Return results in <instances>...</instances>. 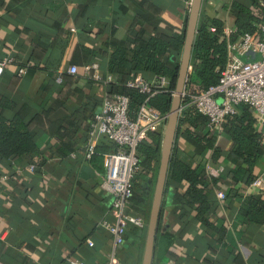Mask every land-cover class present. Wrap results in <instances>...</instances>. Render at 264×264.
Instances as JSON below:
<instances>
[{
	"label": "crops",
	"instance_id": "1",
	"mask_svg": "<svg viewBox=\"0 0 264 264\" xmlns=\"http://www.w3.org/2000/svg\"><path fill=\"white\" fill-rule=\"evenodd\" d=\"M230 2L203 0L200 16L228 20L234 27L224 10ZM190 3L0 0V59L13 58L0 78V98L14 102L23 121L32 124L37 147L27 159L0 161V264H64L67 259L106 264L109 257L116 264L142 263L146 227H128L123 243L115 246L101 226L102 221H112V197L102 187L103 160L96 163L84 158L83 131L100 110L103 97L111 96L112 86L121 84L122 77L107 69L113 47L128 46L136 37L146 40L155 34H181ZM180 57L181 53L173 51L168 60L178 63ZM92 65L94 69L85 70ZM71 66L76 67L75 75L66 73ZM20 68L26 70L18 77ZM59 72L63 73L61 84L55 81ZM93 75L98 80H91ZM260 128L264 131V124L257 125ZM112 144L102 139L97 146ZM217 145L222 151L220 159L215 165L207 160L213 169H221L214 178L239 165L228 157L230 141L224 133L218 135ZM181 146L198 155L202 152L184 137ZM157 170L155 165L143 173L139 167L135 179L145 186L146 198L139 205L134 190L130 199L131 209L139 211L146 223ZM253 173L255 177L264 174V155ZM185 187L172 186L165 193L155 244V252L159 250L163 259L154 257L153 264H264V224L232 228L242 202L257 195V189L242 186L238 197L228 199L231 184L227 181L218 191L225 194L224 200L215 192L216 226L225 228L219 240L192 216L182 215L171 201L173 193Z\"/></svg>",
	"mask_w": 264,
	"mask_h": 264
},
{
	"label": "trees",
	"instance_id": "2",
	"mask_svg": "<svg viewBox=\"0 0 264 264\" xmlns=\"http://www.w3.org/2000/svg\"><path fill=\"white\" fill-rule=\"evenodd\" d=\"M224 10L232 17L235 29L229 41L235 42L244 34L258 33L259 25L264 17V0H251L248 3L232 0L228 6L224 7ZM223 28L222 19L200 16L192 49L186 94L199 95L218 83L220 72L227 61V39L223 35ZM183 41L184 31L181 34L173 33L171 36L155 34L146 40L136 37L128 46L113 47L107 69L110 73L119 74L122 80L118 86L113 85L110 92L128 97L129 120L136 119L138 109L145 100L144 95L125 86L126 81L138 76L147 81L157 77H165L169 80L168 91L154 95L148 102L150 107L160 113L168 114L179 67V62L172 63L168 60V56L173 51L181 53ZM182 105L165 193L172 186L185 184L184 191L173 193L171 201L182 211V215L192 216L195 222L215 233L220 240L225 233V228L216 226L217 218L213 207L215 192H218L228 181L231 187L227 192V198L234 199L238 197L240 187H247L252 183L256 178L253 173L254 168L264 155V131L261 128L257 129L256 120L247 106H239L235 114L226 118L221 131L217 132L214 128L207 127V118L198 113L193 106L188 105L187 98L182 101ZM89 122L83 131L85 141H87ZM221 133H224L230 141L228 157L239 165H236L235 169L224 171L219 178H214L205 173V165L208 163V157L209 162L214 165L220 159L222 151L217 145V138ZM183 137L195 146L201 147V154L183 149L181 146ZM161 141V133H153L139 143L136 153L143 173H148L155 165H158ZM116 149L114 144L104 147L96 146L89 161L102 162L105 154L115 152ZM36 151L32 124L23 121L14 102L1 97L0 161L12 162L20 158L27 159ZM207 152L209 156L206 157ZM133 186V191H138L135 199L140 205L146 198V188L135 178ZM136 212L139 213V211ZM263 224L264 194L258 193L246 197L235 216L232 228L235 229L237 225L260 226ZM161 255L163 254L156 250V261H162Z\"/></svg>",
	"mask_w": 264,
	"mask_h": 264
},
{
	"label": "built area",
	"instance_id": "3",
	"mask_svg": "<svg viewBox=\"0 0 264 264\" xmlns=\"http://www.w3.org/2000/svg\"><path fill=\"white\" fill-rule=\"evenodd\" d=\"M223 35L227 39V61L220 72L218 83L199 95L186 94L184 91L182 101L188 99V105L193 106L198 113L208 120L207 127L221 131L222 125L228 116L235 114L239 106H247L257 125L264 124V17L259 25L258 33L244 34L235 42H230V36L235 32L228 20H223ZM261 36V37H260ZM249 53L259 54V59L249 60ZM247 55V57H246ZM246 57V58H245ZM13 63L12 57L0 59V78L5 69ZM95 66H86L90 71ZM76 67L67 69L68 75H75ZM25 74V69L17 70L18 77ZM62 72L56 76V83H62ZM91 80H98L96 75ZM107 77L105 83H110ZM125 86L136 90L145 96L140 105L136 119H128V97L114 93L105 95L100 110L94 114L88 125L87 141L84 158L89 161L95 152V148L101 139L113 143L117 149L115 152L103 156L104 181L103 189L112 197L110 213L112 221H102L101 226L112 236L115 246H120L125 238L128 227L139 229L146 227L144 217L132 210L130 199L133 195V182L139 169V159L136 149L140 142L149 134L164 132L168 114H163L150 107L149 99L154 95L167 92L169 80L165 77H157L147 81L141 76L126 81ZM173 96V93L171 94ZM183 109V105H182ZM182 111V110H181ZM30 171L34 166L29 167ZM220 170L213 169L208 163L205 165V173L217 177ZM3 177L1 181H4ZM250 186L264 193V174L257 176ZM219 200L225 199V194L217 193ZM91 246V241L87 242ZM64 264H84L75 259H67ZM106 264H116L114 257H109Z\"/></svg>",
	"mask_w": 264,
	"mask_h": 264
},
{
	"label": "water",
	"instance_id": "4",
	"mask_svg": "<svg viewBox=\"0 0 264 264\" xmlns=\"http://www.w3.org/2000/svg\"><path fill=\"white\" fill-rule=\"evenodd\" d=\"M202 1L203 0H191L188 15L186 17L184 41L174 93L171 99L166 126L162 134L160 158L147 219L146 238L141 264H153L155 257L156 237L165 196L168 169L182 110V97L189 76L192 49L200 19ZM248 55L251 56L253 54L249 53ZM250 60L254 61L253 58H250Z\"/></svg>",
	"mask_w": 264,
	"mask_h": 264
},
{
	"label": "rangeland",
	"instance_id": "5",
	"mask_svg": "<svg viewBox=\"0 0 264 264\" xmlns=\"http://www.w3.org/2000/svg\"><path fill=\"white\" fill-rule=\"evenodd\" d=\"M250 58H253L254 61L258 60L259 59V54L253 53V55H251ZM250 58H249V60H250Z\"/></svg>",
	"mask_w": 264,
	"mask_h": 264
}]
</instances>
